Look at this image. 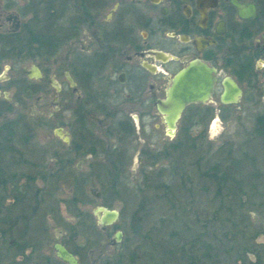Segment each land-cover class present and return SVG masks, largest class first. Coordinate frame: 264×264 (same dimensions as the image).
Masks as SVG:
<instances>
[{
    "label": "flooded vegetation",
    "instance_id": "flooded-vegetation-1",
    "mask_svg": "<svg viewBox=\"0 0 264 264\" xmlns=\"http://www.w3.org/2000/svg\"><path fill=\"white\" fill-rule=\"evenodd\" d=\"M190 60L214 69L213 91L205 102L187 104L169 134L159 105ZM225 77L242 90L236 103L221 101ZM263 87L264 0H0V264L21 262L45 245L55 182H87L83 166L106 167L113 182H126L129 164L136 181L149 182L158 171L147 167L178 152L196 119L210 133L227 107L260 102ZM46 90L45 117L61 118L51 129L58 145L32 160L26 145L38 123L28 118ZM58 127L66 141L53 133ZM95 173L89 177L99 178ZM255 225L239 241L236 264H264L263 212ZM66 229L52 243L76 257L62 243L65 235L70 241Z\"/></svg>",
    "mask_w": 264,
    "mask_h": 264
},
{
    "label": "rangeland",
    "instance_id": "rangeland-1",
    "mask_svg": "<svg viewBox=\"0 0 264 264\" xmlns=\"http://www.w3.org/2000/svg\"><path fill=\"white\" fill-rule=\"evenodd\" d=\"M48 90L36 108L33 107L37 112L35 117L28 118L38 123L34 137L26 145L28 151L26 156L32 160L43 159L44 149L48 148L50 151L52 145H58L57 140L52 137L51 129L56 127L57 123L59 124L61 118L47 119L45 117L49 111ZM260 96L262 99L258 103L244 99L236 108L227 107L223 118L217 119L214 126L210 123V126H213L210 133L208 128L207 131L205 130L206 123L196 119V123L183 133L184 144L178 152L174 151L176 153L171 154L170 158L154 159L153 164L147 167V171H150L152 175L156 171H162L157 179L154 178L156 174L153 175L149 179L150 182H145L144 177L141 178L142 181H136L134 176L137 177L138 174L131 171L133 166L130 164L124 169L123 177L127 179L126 182H113L107 174L106 167L94 169L87 166L82 167L83 175L88 176L87 182L79 184L63 180L55 182V191L49 199L52 205L53 222L50 223L45 245L35 249L30 262L25 259L22 264H44L46 255L49 256L48 264H62L53 256L50 244L57 232L63 231L69 225L80 228L78 234L69 242L66 241V235L62 237L68 249L77 254L78 264H185L187 261L180 259L182 250L174 249L173 240H177L175 247L189 242L188 239H191L195 230L194 228L186 229V225L189 223L191 226L194 225L196 233L204 231L202 222L214 219V212L217 208H220L218 214H227L232 212L228 207H232L237 212V218L239 215L242 216L238 220L234 218V221L240 224L239 228L244 232L241 231L239 234V228L237 231L231 225H229L230 228L228 225L224 226L223 230L229 233V239L234 237L229 230L237 234V241L244 240L246 236L255 233V228H258L255 224L260 219L261 213H264V147L261 137L256 138L253 129L256 125V116L264 112V87ZM32 104L35 106L34 102H30L27 106L30 107ZM187 137L188 141H186ZM168 143L170 144V141ZM193 143L195 147L190 148ZM47 158L46 155L44 159ZM236 158L238 161H235L236 163L227 170L229 175L226 187L232 192L223 187L221 191L223 196L221 195L222 200H220V197L216 196V185L201 178L200 175L211 164L217 162L228 164L231 159ZM197 160H199L198 165L195 163ZM136 169L138 168L135 165L134 170ZM97 170L100 172L99 178H94L93 175L90 178V173L96 174ZM231 177L234 178L231 179ZM151 182L153 185L164 182L172 186L173 194H169L172 195L170 196L172 200L163 198L164 189L152 190ZM89 187L99 192L97 199L89 194ZM73 196L87 199V202L81 205L78 203L83 213H89L96 205L116 207L119 211L118 221L108 226L103 232L92 229L90 224L95 223V218L91 214L88 217L83 214V218H77L71 214L72 209L68 201ZM153 198L156 199L153 200ZM236 199L239 202H236ZM236 203L239 206L240 203L242 204L241 210L236 209ZM140 204L142 208L138 209ZM211 224L220 226L219 223L216 224V221H211ZM225 224L228 223L225 222ZM245 224L249 227L245 228ZM116 229L122 231L121 241L110 245L108 241ZM176 231L187 239L179 240ZM29 234L30 232L23 235L21 239H28ZM32 234L34 237L35 233L32 232ZM174 234L173 238L170 237ZM262 238L257 237L256 239L261 240ZM154 241L161 243L162 247L151 243ZM236 242L229 243L234 245ZM172 248L174 249L173 255L169 251ZM184 250L191 254L189 244L183 247V252ZM9 261L16 262L10 258L1 264H9Z\"/></svg>",
    "mask_w": 264,
    "mask_h": 264
},
{
    "label": "trees",
    "instance_id": "trees-1",
    "mask_svg": "<svg viewBox=\"0 0 264 264\" xmlns=\"http://www.w3.org/2000/svg\"><path fill=\"white\" fill-rule=\"evenodd\" d=\"M253 132H254V135L257 136L256 138L261 137L260 139H262V146L264 147V115H263V117L260 116V117L256 118V125H255V128L253 129ZM194 147H195V145L193 143L190 148H194ZM170 154L171 153H169L168 158H170V156H171ZM198 161L199 160H197L195 162L197 165L199 164ZM235 161H238V158L231 159L228 164H223V163H219V162H217L215 164H211L208 167V169L206 171L202 172L200 175L201 178H205V179L209 180L210 182H213L216 185V196H217V198L220 197L219 198L220 200H222V196H223V194L221 193V191L223 190V187L227 191L232 192V190L230 188L226 187L227 183H228L227 178L229 175L227 170L229 169L230 166H232L233 164L236 163ZM161 173H162V171L158 172L155 175V177L158 178V176H160ZM232 178H234V177H231V179ZM150 184L152 185V186L150 185L152 190H157V189L161 190V188H162V190L164 189L165 192L163 191V198L166 197L167 199L172 200L171 199L172 195H169V194H173L172 193L173 189H171L172 186L170 187L169 185H167L164 182L156 183V185H153L152 182ZM255 187L257 188L256 184H255ZM177 188H179V187H177ZM258 192H261V191L258 190ZM74 197L75 196L70 198V201H68L69 202L68 204L71 206V209H72L71 214L77 218L78 217L83 218L84 217L83 214L86 217L90 216V212L89 213L88 212L83 213L78 207L79 206L78 203H80V205H81L82 203L87 202V199L85 200L82 198H74ZM262 198H263V196H262ZM154 199H156V198H153V200ZM236 200H235L236 202H239L238 199H236ZM236 205L237 206H235V207L238 210H241L243 207L241 203H240V206L238 203H236ZM139 206L140 207H138V209H141L142 204H140ZM219 209L220 208H217L216 211L214 212V219H212V220L209 219L206 222H202V225L204 226V231H197V233H196V229H195L194 225L191 226V223H189L190 227H188L189 224L186 225V227H185L186 229L189 230V229L194 228V230H195V233L193 234L191 239L190 238L188 239L189 242H184L180 246L175 247V245L177 244V240L176 241L173 240L174 249L179 248V250H182V252H181L182 257L180 256V259L187 261V263L185 262V264H236V261L238 260V258L240 256H242L241 252H240L241 246L239 243H237V242H239V241H237V239H238L237 234H234L233 231H230L228 229L229 232L233 234L232 236H234V237L229 239V237H228L229 233L224 232V230H223L225 225H228V227H229V225H231L232 228H234L238 231L240 224H236V222L234 221V218H235V220H238L239 218H242V216L240 217V215H239V217L237 218V216H238L237 212L234 209H232V207H230V208L228 207V209L231 210L232 212L227 213V214H218ZM211 221H216V224L219 223L221 227L218 226V224L212 225ZM77 222L79 223V220ZM225 222H227L228 224H225ZM210 224H211L212 228L210 227ZM241 225H242V223H241ZM90 226L92 229L99 232V229L95 223L94 224L91 223ZM245 226H246V224H245ZM77 227L78 226H75V225H69L67 227L66 232L68 231L67 235L69 237L68 238L69 240L78 234V232H79L78 229H80V228L77 229ZM232 228H231V230H232ZM241 231H242L241 228H239L238 233L240 234ZM242 232H244V231H242ZM177 234L179 236V240H181L183 238L187 239L185 236H181L178 232H177ZM174 236H175V234L171 235L170 237L173 238ZM239 237H240V235H239ZM159 238L160 237L158 236V239ZM66 241H68V240H66ZM229 242H231V243L236 242V243L234 245H232ZM62 243L65 246H67V244L65 242H62ZM151 243L154 244L155 246L162 247V244L161 243L159 244L156 241H154V243L153 242H151ZM178 243H179V241H178ZM188 244L190 246L191 254H189L187 251L185 252V250L183 252V247L185 248V246H187ZM174 249L172 248L171 250H169L170 252H172V255L174 253ZM32 253H34V251H31V254ZM31 254H29V255H31ZM29 255L28 254L24 255L21 262L20 261H17V262H10L9 261V264H20V263L22 264L23 260H25V259L27 260L29 258Z\"/></svg>",
    "mask_w": 264,
    "mask_h": 264
},
{
    "label": "water",
    "instance_id": "water-1",
    "mask_svg": "<svg viewBox=\"0 0 264 264\" xmlns=\"http://www.w3.org/2000/svg\"><path fill=\"white\" fill-rule=\"evenodd\" d=\"M177 59L176 56L169 55L166 59ZM36 76H39L37 70ZM214 69L207 66L199 60H190L188 64L177 71L170 80V84L166 90V97L160 103L159 110L166 115V121L169 128V134L175 128V124L181 115L185 106L192 102H205L211 97L213 91ZM50 84L58 90L57 83L50 79ZM223 90L221 93V101L223 103H236L242 93L241 88L230 77H225L222 81ZM53 133L66 141L61 128H55ZM90 193L94 197H98L99 193L90 189ZM92 215L96 219L99 230H103L106 226L115 224L119 219V211L116 207L108 208L102 205H96L91 209ZM122 231L116 229L112 235V244L121 241ZM55 258L65 264H78L77 258L68 251L61 243L54 242L51 244Z\"/></svg>",
    "mask_w": 264,
    "mask_h": 264
}]
</instances>
